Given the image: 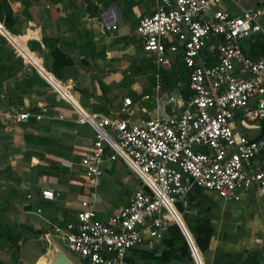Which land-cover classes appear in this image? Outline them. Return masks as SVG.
<instances>
[{
    "label": "crops",
    "instance_id": "crops-1",
    "mask_svg": "<svg viewBox=\"0 0 264 264\" xmlns=\"http://www.w3.org/2000/svg\"><path fill=\"white\" fill-rule=\"evenodd\" d=\"M9 1L20 24L19 34L12 36L24 37L23 46L33 55L32 65L26 59L22 62L31 66L48 88L39 94L15 93L14 97L20 99L15 106L7 105L4 90L1 91L0 182L15 189L17 198L12 203L18 201L22 207L29 206V211L23 212L30 215L28 226L43 231L40 236L47 245L61 249L56 241L66 246L64 241L45 236L47 225L62 227L73 221L78 200L85 199L89 191L75 169L61 166L62 162L76 164L93 143L91 128L79 123L80 113L127 118L133 123L153 118L157 112L156 99L161 95L179 96L184 103L187 101L190 95L187 71L178 55L168 57L156 71L141 51L135 26L139 17L153 12L156 0ZM219 7L232 16L239 14L238 7L260 11L259 23L264 28V0H220ZM42 38L69 60L57 71V78L48 72L51 59ZM28 44L34 51H29ZM239 48L250 60L264 56L263 40L258 33L240 40ZM203 56L206 65L216 63L215 53L205 52ZM34 67L45 73L49 83L59 91ZM181 75L185 81L176 82ZM124 97L132 101L130 115L119 113ZM165 108L174 114L181 109L174 103ZM20 113L28 114V124L16 120ZM232 127L255 139L264 130V121L235 120ZM252 165L256 170H264V149ZM100 168L91 206L95 217L104 221L125 206L131 194L143 185L120 159L104 161ZM135 180L140 185L129 187ZM45 189L56 195L52 201L40 198L39 192ZM117 194L121 201L115 203ZM171 209L173 217L164 209L153 217L163 224L158 239L148 235L151 219L143 221L139 227L141 242L125 252V261L195 264L191 246L201 264H264V196L251 193L242 195L238 201H223L215 193L191 185L182 197L173 201ZM43 251L30 264L42 258Z\"/></svg>",
    "mask_w": 264,
    "mask_h": 264
},
{
    "label": "built area",
    "instance_id": "built-area-1",
    "mask_svg": "<svg viewBox=\"0 0 264 264\" xmlns=\"http://www.w3.org/2000/svg\"><path fill=\"white\" fill-rule=\"evenodd\" d=\"M219 2L156 0L153 12L137 20L135 34L141 40V51L156 71L168 57L179 56L190 92L185 103L179 96L161 95L156 99L155 116L139 123L80 113L79 123L91 128L93 143L76 164L62 162L61 166L75 169L89 191L85 199L78 200L73 221L62 227L48 223L45 236L64 241L87 264H139L124 260L125 252L141 242L139 227L151 219L148 235L160 238L163 224L153 217L160 209L173 217V201L191 185L223 201H238L251 193L264 196V170L252 165L264 149V130L250 139L232 127L235 120L264 121V56L250 60L239 48V41L254 33L261 35L264 44V28L259 23L262 13L238 7L239 14L232 16ZM205 52L216 54L215 64H205ZM171 103L181 107L178 113L166 111ZM131 106L130 98H122L119 113L130 115ZM27 119V113L16 116L21 122ZM115 159L143 187L119 211L100 221L91 206L92 190L102 163ZM39 196L52 201L56 195L45 189ZM190 249L194 263L201 264Z\"/></svg>",
    "mask_w": 264,
    "mask_h": 264
},
{
    "label": "trees",
    "instance_id": "trees-1",
    "mask_svg": "<svg viewBox=\"0 0 264 264\" xmlns=\"http://www.w3.org/2000/svg\"><path fill=\"white\" fill-rule=\"evenodd\" d=\"M0 26L3 30L11 34L9 38H11L12 35L19 34L20 24L17 16L13 15V7L10 5L9 0H0ZM42 43L45 48H49L48 53L51 59V65L48 68V72L57 78V71L66 66L69 63V60L66 59L57 48L49 47L47 39L42 38ZM11 46L2 36H0V93L4 90L3 94L4 97H6L7 105L15 106L20 101L18 97H14L15 93L34 92L39 94L41 91L48 88V85L37 75L31 66L23 64V58L17 55L16 51ZM27 47L29 51H34V47L32 48L31 45L28 44ZM35 48L40 51L37 43H35ZM23 50L24 52L26 51V54H30L27 55L26 60L33 56L24 48V46ZM183 79L185 81V78L181 75L176 79V82L180 80L183 81ZM31 119L32 118L29 117V120ZM26 124H28V120L26 121ZM28 153L32 154V156L39 157V155L34 152L28 151ZM55 169L58 168L55 167ZM16 198L17 194L15 189L7 188L4 196L0 199V211L2 212L0 214V250H5L7 252L11 264H17V256L20 248L18 242L19 240L25 241V236L23 235L26 233L38 237L43 232L39 229L34 230L30 226L13 225L5 220L6 216L3 213V207L9 205L12 200ZM22 208L24 211H29V206H23ZM0 264H3L2 261H0Z\"/></svg>",
    "mask_w": 264,
    "mask_h": 264
},
{
    "label": "rangeland",
    "instance_id": "rangeland-1",
    "mask_svg": "<svg viewBox=\"0 0 264 264\" xmlns=\"http://www.w3.org/2000/svg\"><path fill=\"white\" fill-rule=\"evenodd\" d=\"M7 37H10V34H6ZM12 47H14V49H16L17 53H19L18 55H20L23 59L27 57V55L30 54H26V51L24 52L23 50V40L24 37H16V36H12L11 38H9ZM27 62L29 64H33L32 62V58L31 59H27ZM107 173H104V177L106 178ZM1 181V180H0ZM135 185H140V182L138 180H135L134 182H131L128 184L129 187H134ZM6 188L7 185L4 182H0V199L4 196L5 192H6ZM115 199V203H118L119 201H121V198L118 196V194L116 195ZM4 209V215L6 216L5 220L13 225H24V226H28V222L30 220V218H28L30 215L28 214H24V210L21 206V204L18 201H13V203L11 202L9 205H5L3 207ZM2 212L0 211V214ZM25 241H20L18 242L19 245V254L17 256V264H30L31 262H33V260L36 258V256L43 251V249L45 248V250L43 251V258L48 254V250H50L49 248H51L49 245H47L43 238L40 237H35V236H31L25 233ZM56 244L62 249V251L64 252V254L74 263V264H82L78 257L74 256L67 248L65 245H63L60 241H56ZM43 258H40L35 264L40 263ZM0 261H2L3 264H11L7 252L5 250H0Z\"/></svg>",
    "mask_w": 264,
    "mask_h": 264
},
{
    "label": "water",
    "instance_id": "water-1",
    "mask_svg": "<svg viewBox=\"0 0 264 264\" xmlns=\"http://www.w3.org/2000/svg\"><path fill=\"white\" fill-rule=\"evenodd\" d=\"M6 31L3 30V28L0 26V36H2L10 45L11 42L9 41V37H7L6 35ZM35 68V67H34ZM37 72H39L41 74V76L47 81V83L53 87L56 91H59V89L49 83L45 73H42L39 69L35 68ZM62 94V93H61ZM63 95V94H62ZM64 96V95H63ZM51 248H49L50 250H48V254L43 258V260L38 263V264H74L65 254L64 252L59 249L58 247L56 246H53V245H49Z\"/></svg>",
    "mask_w": 264,
    "mask_h": 264
}]
</instances>
